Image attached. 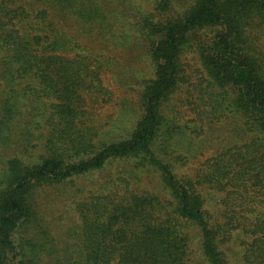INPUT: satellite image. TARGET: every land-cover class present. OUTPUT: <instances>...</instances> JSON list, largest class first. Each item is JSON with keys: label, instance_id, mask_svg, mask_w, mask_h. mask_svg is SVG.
Listing matches in <instances>:
<instances>
[{"label": "trees", "instance_id": "1", "mask_svg": "<svg viewBox=\"0 0 264 264\" xmlns=\"http://www.w3.org/2000/svg\"><path fill=\"white\" fill-rule=\"evenodd\" d=\"M0 264H264V0H0Z\"/></svg>", "mask_w": 264, "mask_h": 264}, {"label": "rangeland", "instance_id": "2", "mask_svg": "<svg viewBox=\"0 0 264 264\" xmlns=\"http://www.w3.org/2000/svg\"><path fill=\"white\" fill-rule=\"evenodd\" d=\"M113 112H114V115H115L118 111H116V109L113 108L112 111L110 112V114L113 113ZM103 116L106 117V118H109V115H108L107 113L104 114ZM215 146H216V145H215ZM210 148H212V147H210ZM61 203H62V202H59V205H56V206H55L56 208H55V207H53V208L58 209L59 207H61ZM62 210H63V209H62ZM70 243H71L70 241L66 240L65 245L68 246ZM197 259H200V258H197ZM201 259H202V258H201ZM239 262H240V261H239Z\"/></svg>", "mask_w": 264, "mask_h": 264}]
</instances>
